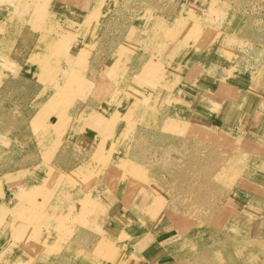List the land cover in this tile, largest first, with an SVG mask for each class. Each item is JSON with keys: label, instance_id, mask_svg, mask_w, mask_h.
<instances>
[{"label": "rangeland", "instance_id": "1", "mask_svg": "<svg viewBox=\"0 0 264 264\" xmlns=\"http://www.w3.org/2000/svg\"><path fill=\"white\" fill-rule=\"evenodd\" d=\"M19 1L0 0V164L12 161L0 175L15 170L16 160L25 163L17 175L0 177V264H47L61 242L75 238L87 244L86 264H129L130 257L136 264H212L220 249L230 256L224 264H264V0H88L86 15L58 11L55 0L27 1V13ZM139 40L149 61L173 65L145 81L130 75L141 86L133 90L124 84L128 70H143ZM201 58L210 60L183 77ZM245 66L254 72L250 94L226 89L230 99L242 95L236 113L229 110L231 130L210 128L199 115L224 97L207 81L224 68L227 76L231 68L248 73ZM25 80L34 94L39 89L38 111L17 89ZM108 86L117 97L101 98L95 109L114 119L100 112L96 119V103L84 102ZM201 91L213 97L199 106ZM133 93L144 97L126 104ZM118 102L120 114L112 113ZM170 106L179 112L166 118ZM166 120L177 128H165ZM135 140L136 150H127ZM193 237L196 247L187 245ZM72 250L53 264L80 261V250Z\"/></svg>", "mask_w": 264, "mask_h": 264}, {"label": "crops", "instance_id": "2", "mask_svg": "<svg viewBox=\"0 0 264 264\" xmlns=\"http://www.w3.org/2000/svg\"><path fill=\"white\" fill-rule=\"evenodd\" d=\"M91 6H92V3L90 2L89 3V1L88 0H55V2H54V4H53V7H55L56 8V10H58V11H60V10H64L63 8L65 7V8H69L70 10H76V11H78V12H82L83 13V15H86V13H88V10L91 8ZM60 9H58V8ZM89 8V9H88ZM82 9V10H81ZM1 17H3V16H1ZM0 17V19L2 20V18ZM61 18V17H60ZM59 18V19H60ZM69 19H71V18H69ZM71 21H72V19H71ZM70 27V26H69ZM38 43V42H37ZM14 48H17V47H14ZM14 48H12V49H14ZM30 49H33V48H31V47H29L28 48V50L27 51H24L23 52V50H17L16 51V53L14 54V55H16V57H12V58H10V59H13V58H15V59H21V57L23 56V54L25 55ZM3 52V51H2ZM136 52H138V53H140L141 54V60H140V64L143 62V63H148L149 62V60L146 58V56H145V52H142V50L141 49H136ZM5 54L6 55H8L6 52H5ZM109 58V57H108ZM108 58L106 59V60H108ZM105 59L103 58L102 59V61H104ZM105 60V61H106ZM144 60V61H143ZM210 60V59H209ZM209 60H204V59H202L201 58V60H197V61H195L196 63L193 65H191V66H189V68H187L186 69V73L183 75V77H185L186 76V78H191V76H192V70L194 69V67H197L198 68V66H205L203 63L204 62H206V61H209ZM148 61V62H147ZM102 63V62H101ZM100 64V63H99ZM144 64V65H145ZM231 67H235V66H232L231 65ZM230 67V68H231ZM229 68V69H230ZM247 71L248 70H250V71H248V73H245V71L243 72L242 71V73H239L240 71H238L237 69H232L231 68V75L230 76H227L225 73V68L224 69H220L221 71H219V72H217L216 74H215V76L211 79V80H208L207 82H208V84L210 83V82H212V81H215V80H220V81H224V82H226L227 84H228V86H229V88L230 89H232L233 91H237V92H239V91H242V95L243 94H250L249 92H250V90L248 89L247 90V88H249V83H250V80L252 81V77H251V75H253V71L251 70V69H249V68H247V66H245L244 67ZM87 71H89V70H87ZM246 71V72H247ZM128 72L130 73L129 74V77H128V81L126 80V83L124 84V86H125V88L126 87H128V88H131V89H133V90H136L135 88V86H139V87H141L140 85H138L137 83H135L134 81H132L131 79V77L132 76H130V75H133V76H138L139 77V79L141 80V81H145V78H146V76H147V74L146 73H142V71L141 70H139L137 73H136V75H134V73H131L130 72V70H128ZM145 72V71H144ZM90 75V73H87V76L89 77V75ZM146 75V76H145ZM228 78H227V77ZM129 78H131V79H129ZM215 78V79H214ZM227 79V80H226ZM228 79H230L231 80V82L232 83H228ZM234 79H235V82H234ZM237 80V81H236ZM206 82V83H207ZM242 82V83H241ZM205 83V84H206ZM207 84V85H208ZM22 85V87H21V89H20V91H19V93L21 94V96L23 97V98H25V101L27 102V104H29L30 105V107L31 108H33L34 110H36V111H38L39 110V103H40V101H39V97H38V92H39V89H37V93L36 94H34V92L32 91V89H30V87L29 86H31L26 80L25 81H23V84H21ZM36 83H35V86L34 87H36ZM204 87H206L205 85H204ZM229 89V90H230ZM138 92H140V90L138 91ZM241 95V96H242ZM15 96H13L12 97V100L14 101L15 100V98H14ZM98 96L96 95V96H92V97H89V99H96ZM11 100V101H12ZM234 100H230V99H227L225 102L227 103L226 104V109L224 110V109H220V108H218L217 106L215 107V106H211V107H209L208 108V110L206 111L205 110V113H203L202 112V116H200L199 115V117L202 119L203 118V120H204V118H207L206 119V123H209V125H210V128H213V129H218V126L220 125L221 126V128L223 129H225V130H231V128H232V126L231 125H229V121L227 122V120H228V114L230 113V109L233 107V105H234V103L235 102H233ZM238 101V100H237ZM228 102H231V105L228 103ZM34 104H36L35 106H34ZM227 106H229V108H227ZM2 110V109H1ZM0 110V111H1ZM244 111H247V109H245ZM198 112L199 113H201V108H199L198 109ZM198 112H196V113H198ZM247 113V112H246ZM225 116L226 118L224 119V117L223 116ZM210 116V120H208V117ZM247 117V115L245 114V116H243V118H246ZM232 120V119H231ZM241 123V122H240ZM241 126H242V124H241ZM241 126L239 127V129L241 128ZM217 127V128H216ZM259 131H262V130H259ZM230 134H234V133H230ZM264 137V136H263ZM264 156V155H263ZM11 160H8L6 163L5 162H3V163H1L0 164V166H2V165H5L4 167H6V168H9L12 164H11V162H10ZM10 162V163H9ZM13 162H14V160H13ZM15 165H14V167H13V169H15V170H13V169H11V170H13V171H11V172H9V171H7V172H5L4 174H2V175H0V177H6V176H8V175H17L16 173L17 172H19L20 170H18L19 169V167H25V163H24V161H22V162H18L17 160L15 161V163H14ZM3 208L4 209H6V207H4L3 206ZM82 230V229H81ZM3 241V240H2ZM84 243V242H83ZM83 243H81V240L80 239H77L76 240V238L75 239H69V241H67V242H61L60 243V245H58V247L59 248H61L59 251H58V255L56 256V255H48L47 256V260H48V263L47 264H53V262H55L56 261V259H57V257H62L63 256V253H64V251L66 250V249H68L69 248V246H70V244H73V250L72 251H79V252H81V259H80V261L79 262H83L84 264H86L87 262H88V256H87V254H85L84 252H87V244H86V242H85V245L83 244ZM2 244V243H1ZM3 246V245H2ZM1 246V247H2ZM54 246H56V239H54ZM83 246H84V249H86V250H83L82 251V249L81 248H83ZM0 247V248H1ZM57 247V246H56ZM77 247H79V250H77L76 248ZM62 248H63V250H62ZM69 259H70V257H69ZM90 260H91V258H90ZM92 261V260H91ZM117 261V260H116ZM128 262L127 263H129V264H132V263H134V264H136V260L134 259V261H131L130 259L129 260H127ZM93 262V261H92ZM120 262V261H119ZM118 262V263H119ZM131 262V263H130ZM158 262V261H157ZM156 262V263H157ZM77 263V262H76ZM150 264H154V262H152V261H150L149 262ZM80 264V263H79Z\"/></svg>", "mask_w": 264, "mask_h": 264}, {"label": "bare ground", "instance_id": "3", "mask_svg": "<svg viewBox=\"0 0 264 264\" xmlns=\"http://www.w3.org/2000/svg\"><path fill=\"white\" fill-rule=\"evenodd\" d=\"M30 1V0H20L19 2H18V8H21L23 11L24 10H27V13H31V11H32V9L31 10H28V9H30L32 6H30V5H28L27 3ZM36 1H40V0H35V2ZM41 4L42 3H40L39 5H38V7H37V11H36V9H34L33 11H36V12H38V14H41L42 12H41V10H40V7H41ZM44 4V3H43ZM156 24H157V22H156ZM154 26H156V25H154ZM166 27V26H165ZM149 40V39H148ZM153 40V39H152ZM140 41V40H139ZM143 41V40H142ZM142 41H140V43L139 44H141L140 45V47H139V45H138V48L139 49H141L142 50V52H145L144 51V45H145V40H144V42H142ZM151 41V39L149 40V42ZM156 45H157V43H156ZM157 47V46H156ZM153 49V48H152ZM163 50H164V48H162ZM151 52H153V50L151 51ZM155 52V51H154ZM162 52V51H161ZM225 52V50H223V53ZM140 54V53H139ZM150 54V53H149ZM157 54V53H156ZM35 56H37V54L36 53H32L29 57H27V61H28V63H33L34 62V58H35ZM149 56V55H148ZM163 56V55H162ZM176 56V55H175ZM148 59V58H147ZM176 59V58H175ZM16 60V59H15ZM141 60V59H140ZM172 59H170V61H171ZM17 61H19V60H17ZM144 61V60H143ZM148 62V61H147ZM41 63V62H40ZM21 64V63H20ZM19 64V65H20ZM48 64V63H47ZM142 64H143V67H142V73H147V75L148 74H150V73H153V74H166L167 73V71H169L170 69H171V67H172V65H173V62L172 63H170V64H168V63H166L167 64V66H162V64L159 62V60H157V61H149L148 63H143L142 62ZM145 64V65H144ZM44 68V67H43ZM46 68V67H45ZM259 68V67H258ZM257 68V70H259ZM184 69V68H183ZM145 71V72H144ZM193 72V71H192ZM137 73V72H136ZM206 74V73H205ZM261 74V73H260ZM160 77V76H159ZM227 77V76H226ZM167 78V77H166ZM228 78V77H227ZM94 80V79H93ZM82 81V80H81ZM95 81V80H94ZM237 81V80H236ZM84 82H85V84H86V82H87V80L85 81L84 80ZM234 82H235V79H234ZM83 83V82H82ZM159 83H161V82H159ZM242 83V82H241ZM115 84V83H114ZM162 84V83H161ZM81 85V84H80ZM76 86V85H75ZM21 87L22 86H20V88L18 87L17 89H19L18 91H20V89H21ZM83 87H85V85H83ZM82 87V88H83ZM125 87V86H124ZM192 87V86H191ZM191 87H189V89H190V91L192 90L191 89ZM79 88V87H78ZM116 88V87H115ZM188 89V90H189ZM220 89H225V92L224 93H221L220 92ZM226 89H230L229 88V86H228V84L226 83V82H224V81H220L219 79L218 80H215V81H213V88H212V92L215 94V92L217 93V94H220V95H222L224 98H221V99H217V103L215 104V107L217 106L218 108H220V109H224L225 107H226V100L227 99H230L228 96H227V92H228V90H226ZM77 90V89H76ZM78 90H80V89H78ZM83 90H85V88H83ZM4 91H9V89L7 88V89H5ZM12 91V90H11ZM154 91L156 92L157 91V89L155 88L154 89ZM193 91V90H192ZM79 92H81V91H79ZM154 92V93H155ZM166 92V91H165ZM194 92V91H193ZM154 93H152V94H154ZM163 93V92H162ZM19 94V93H18ZM152 94H151V96H152ZM199 94L201 95L199 98H197V99H195V101L196 102H199L198 104H199V106L201 105V103L202 104H204V103H206V102H204V101H206V99L207 98H211V97H213V96H204V92L203 91H201V93L199 92ZM12 95H13V92H12ZM70 95V94H69ZM94 95H97L98 97L96 98V99H89V97H92V96H94ZM117 94H115V90H113V89H111V88H109V86L105 89V91H101V92H99V93H93L92 95H90L86 100H87V102H84L85 104H91L90 103V100L92 101V102H95L96 103V105H94L93 107V109L95 110V115H97L96 116V119H100L101 117V115L99 116V112L102 114V119L103 118H105V115H107L108 117H110V118H112V119H114L113 118V116H110V113L109 112H107V113H103V111H99L98 109H95L96 107H97V104H98V102L101 100V98H103V97H105V96H109V97H111L112 99L113 98H115V97H117L116 96ZM5 96V95H4ZM7 96V95H6ZM74 97V96H73ZM127 96H125L124 97V99L123 100H125L124 102H126V104H128L129 102H131L132 100H133V102L134 101H137V99H139V98H143L144 97V95H139V94H136V93H133V97H132V99H130V98H126ZM241 97V95L240 96H238V97H236L235 99L233 98V99H230V100H234L233 102H235L234 103V105H233V107H232V112L234 113L236 110V107H238L239 105V102L237 103V100L239 99ZM11 98V97H10ZM21 98V97H20ZM23 98V97H22ZM122 98V97H121ZM69 99H72V97L71 96H69V98H68V100ZM5 100L7 101V102H10L7 98H5ZM162 100V99H161ZM208 100V99H207ZM159 101V100H158ZM163 101V100H162ZM120 102V101H119ZM119 102L116 104V108L113 110V112L112 113H117V114H120L119 112H118V108L119 109H121V107H120V104H119ZM170 102V101H169ZM12 103V102H11ZM176 103V102H175ZM194 103V102H193ZM126 104L123 106V111L125 112V111H128V109L126 110ZM160 104V103H159ZM197 104V105H198ZM76 105V104H75ZM73 106V108L74 109H76L77 107H78V105H76V106ZM154 105V104H153ZM156 106H158V104H156ZM177 107V106H176ZM78 109V108H77ZM79 109H80V107H79ZM78 109V110H79ZM176 109V108H175ZM174 108H173V106H170V115H169V109L166 111V114H164V117H166V118H171L172 116L174 117V112L176 111V112H179L178 110H175ZM178 109V108H177ZM22 110L23 111H25L26 110V108L25 107H22ZM153 110V109H152ZM225 110V109H224ZM182 112V111H181ZM6 115H5V117L3 118V121L6 123V124H8L9 126L13 123V122H15V120L13 119V118H11L10 117V115H11V113H12V110H11V107L9 106V105H7V109H6ZM146 113V112H145ZM144 113V114H145ZM236 113V112H235ZM104 115V116H103ZM223 116V115H222ZM225 118V117H224ZM136 119V118H135ZM145 119V118H144ZM104 120V119H103ZM106 120L108 121V124L109 125H111V123H112V121L113 120H111V119H109V118H106ZM18 122L19 123H23L24 122V120H23V118H22V120L21 119H18ZM105 122V121H104ZM143 122V121H142ZM165 122V121H164ZM156 123V122H155ZM162 124V123H161ZM163 124H165V128L166 127H168V129H171L172 131H174V129L175 128H177L176 126H177V124H174L173 125V127H171V122H170V120H166V122L165 123H163ZM94 126V128H98L99 126L96 124V120H93V122L91 121V124L89 125V126ZM217 128V127H216ZM168 129H166V130H168ZM171 130H170V132H171ZM112 132H110L109 131V133L111 134V135H113V132H115V130H111ZM252 132V131H251ZM264 132V130L262 129V131H259V133L258 134H261V133H263ZM109 134V135H110ZM251 135H253L252 133H250ZM138 136V139H139V135L140 134H137ZM141 136V135H140ZM101 137V136H100ZM179 138V137H178ZM103 141V140H102ZM136 141V140H135ZM134 141V143L131 145V147L129 148V149H127V150H136V145H138L137 143H138V141H136L135 142ZM140 144V143H139ZM163 145V144H162ZM158 147V146H157ZM165 148V147H164ZM173 148V147H172ZM180 148V147H179ZM144 149V148H143ZM158 149V148H157ZM174 149L176 150V148L174 147ZM173 149V150H174ZM152 150H154V147H153V149ZM159 150V149H158ZM179 150V149H178ZM146 151V150H145ZM150 150H148V151H146V152H149ZM157 151V150H156ZM162 151V150H161ZM211 151V150H210ZM165 152V151H164ZM171 152V151H170ZM175 152H177V151H175ZM200 152H201V150H200ZM141 153H142V151H141ZM145 153V152H144ZM151 153V152H150ZM172 153V152H171ZM148 154V153H147ZM175 154V153H174ZM202 154V153H201ZM156 155V154H155ZM158 155V154H157ZM142 156H143V154H142ZM153 156V155H152ZM159 156H161V155H159ZM169 155L167 154V157H168ZM185 156V155H184ZM184 156H182V157H184ZM202 156V155H201ZM136 157H138V156H136ZM3 158H4V156H3ZM127 158V157H126ZM143 158V157H142ZM170 158V157H169ZM168 158V159H169ZM174 158V157H173ZM245 158V157H244ZM243 158V159H244ZM140 158H137L136 160H139ZM154 159V158H153ZM167 159V158H166ZM237 158H235V160H236ZM135 160V159H134ZM164 160V159H163ZM172 160V159H171ZM220 160V159H219ZM223 160V159H222ZM150 161H152V159L150 160ZM159 161H160V159H159ZM133 162V161H132ZM142 161H140V163H141ZM157 162H158V160H157ZM185 162V161H184ZM218 162V161H217ZM238 162V161H237ZM137 163V162H136ZM151 163V162H150ZM149 163V164H150ZM153 163V162H152ZM166 163H170V161H168L167 160V162ZM173 163V162H172ZM142 164V163H141ZM156 164V163H155ZM222 164V162L220 163V165ZM248 164V163H247ZM142 165H145V164H142ZM147 165V164H146ZM166 165V164H165ZM154 165H152V166H148V167H153ZM155 167V166H154ZM178 167V166H177ZM158 168V167H157ZM161 168V167H160ZM166 168V167H165ZM162 169V168H161ZM174 169H176V168H174ZM139 170V169H138ZM160 170V169H159ZM158 170V171H159ZM148 171V170H147ZM171 172V171H170ZM137 173V172H136ZM150 173V172H149ZM148 173V174H149ZM129 175V174H128ZM147 175V174H146ZM161 175H163V174H161ZM138 176H139V174H138ZM166 176V175H165ZM174 176H176V174L174 175ZM22 177V176H21ZM161 177H163V176H161ZM182 177V176H181ZM219 177V176H218ZM174 178V177H173ZM22 179V178H21ZM127 179V178H126ZM137 179V178H136ZM143 179V178H142ZM169 179H171V178H169ZM144 180V179H143ZM154 180V179H153ZM146 181V180H145ZM144 181V182H145ZM166 181V180H165ZM165 181H163V182H165ZM168 181V180H167ZM177 181H178V179H177ZM264 181V180H263ZM156 183V182H155ZM259 183V182H258ZM147 184V183H146ZM168 184V183H167ZM180 184V183H179ZM124 185V184H123ZM163 184L161 183V186H162ZM180 186V185H179ZM163 187V186H162ZM165 187V186H164ZM172 187V186H171ZM134 189V188H133ZM164 189V188H163ZM169 191V190H168ZM134 192H135V190H134ZM130 193V192H129ZM130 194H132V192L130 193ZM129 194V195H130ZM142 194H144V193H142ZM170 196H171V194H170ZM18 197H19V195H18ZM186 198V197H185ZM175 199V198H174ZM188 199V198H187ZM185 200V199H184ZM138 202V201H137ZM22 204H24V203H22ZM135 204V203H134ZM175 207V206H174ZM180 208V207H179ZM170 209V208H169ZM1 211H5L3 208H1ZM6 212V211H5ZM161 212V211H160ZM19 214V213H18ZM163 216H168V213H163L162 214ZM159 219V218H158ZM162 219H163V217H162ZM161 221V220H160ZM155 223V222H154ZM81 224V223H80ZM141 226V225H140ZM155 226H157V225H155ZM142 227V226H141ZM151 228H153V227H151ZM155 229H157V227L155 228ZM81 230V229H80ZM79 230V231H80ZM154 230V229H153ZM83 231V230H82ZM79 234V233H78ZM203 235H201L200 237H201V240L203 239V237H202ZM190 242V247H196V246H198V243L200 242V241H198V240H195L194 239V237L193 238H191L190 240L188 239V241H187V245H188V243ZM105 244V243H104ZM179 244V243H178ZM72 245V244H71ZM219 245V244H218ZM104 247H107V246H104ZM185 247V246H184ZM183 248V247H182ZM203 248V247H202ZM203 250V249H202ZM142 251V250H141ZM189 251H190V249H189ZM188 251V252H189ZM131 252V251H130ZM178 252V251H177ZM193 252H197V251H193ZM207 252V251H206ZM215 252V251H214ZM191 253V252H190ZM205 253V252H204ZM203 253V254H204ZM219 254L218 255H215L214 253V255L212 256L213 258H215V259H213L212 258V264H224V258H229L230 256H229V254H228V250H224V249H220L219 250V252H218ZM121 254V253H120ZM122 254H124L123 252H122ZM185 254H186V252H185ZM211 254H212V252H211ZM142 255V254H141ZM177 256V255H176ZM229 256V257H228ZM121 256L119 255L118 256V260L119 261H121V259L122 258H120ZM195 256H193V258H194ZM211 257V256H210ZM132 258V259H131ZM179 258V257H178ZM201 258H202V256H201ZM200 259V258H199ZM130 260L131 261H134V258L133 257H130ZM185 261H187L186 259H185ZM191 261V260H190ZM79 261H77V263H78ZM216 262H218V263H216ZM76 262H70V264H77ZM80 264H83V263H81V262H79ZM78 263V264H79ZM195 263V262H194ZM187 264V263H186ZM207 264V263H206ZM210 264V263H209Z\"/></svg>", "mask_w": 264, "mask_h": 264}]
</instances>
